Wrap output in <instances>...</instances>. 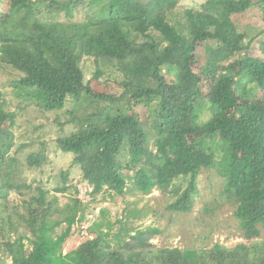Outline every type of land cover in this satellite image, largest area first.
<instances>
[{"label":"trees","instance_id":"1","mask_svg":"<svg viewBox=\"0 0 264 264\" xmlns=\"http://www.w3.org/2000/svg\"><path fill=\"white\" fill-rule=\"evenodd\" d=\"M248 15L264 19V0H0V66L20 74L15 87L46 111L61 110L68 97L82 109L67 112L72 130L55 146L72 156L89 195L157 191L174 196L168 210L190 212L199 173L215 169L247 242L152 250L155 229L125 241L107 228L63 253L80 201L60 208L49 190L14 182L16 115L0 91V255L10 264H264V59L239 30ZM84 57L93 59L94 81L101 62L120 74L119 96L84 82ZM167 64L176 81L163 73ZM45 161L40 150L24 163ZM61 177L55 194L69 189L68 172ZM23 191L21 210L11 207L10 194Z\"/></svg>","mask_w":264,"mask_h":264},{"label":"rangeland","instance_id":"2","mask_svg":"<svg viewBox=\"0 0 264 264\" xmlns=\"http://www.w3.org/2000/svg\"><path fill=\"white\" fill-rule=\"evenodd\" d=\"M205 0H182L185 6H196ZM5 2V0H3ZM4 6V4H3ZM239 30L250 42V52L264 59V50L260 44L264 41V19L260 15L244 16L238 21ZM103 74L98 80H92L95 72L93 59L84 57L80 61L84 82H89L95 92H103L119 96L123 89L119 73L109 63H100ZM163 73L170 81H176L177 72L171 64L163 68ZM20 74L8 66H0V91L3 93L9 110L16 115L13 131V147L10 155L17 160L14 165V182L42 187L57 198L58 207L71 204L73 198L80 201L77 221L72 228V236L67 240L63 253L75 249L86 238L101 235L110 229L111 236L118 235L127 241L126 233L133 234L136 230L144 231L152 228L158 231L150 241V249L177 248L203 249L214 244L232 247L238 243H247L242 237L238 224L233 217L234 206L224 201L220 195L223 180L215 169H202L197 177V196L190 212H172L168 205L174 200L171 194L157 191L143 195L127 193L123 196L101 194L89 195V187L81 179L80 171L71 165L72 156L61 153L55 146L57 137L68 133L72 126L67 124L69 112L80 114V106L75 107L74 101L68 97L61 110L46 111L40 108L35 100L15 87ZM83 101L80 102V104ZM83 105V104H82ZM85 105V104H84ZM199 118L205 120L209 116L208 104L200 101ZM68 112V113H67ZM42 150L46 161L40 167H28L24 162L27 155ZM217 159L222 153L216 151ZM68 172L65 183L69 187L64 194H55L52 189L62 185L61 173ZM182 190L186 182H176ZM28 191L20 195L12 192L9 197L10 206L21 207L22 199ZM21 210V208H20ZM64 226L56 231L60 233ZM115 245L114 239H110ZM0 264H10L8 258L0 255ZM151 264V263H146Z\"/></svg>","mask_w":264,"mask_h":264}]
</instances>
